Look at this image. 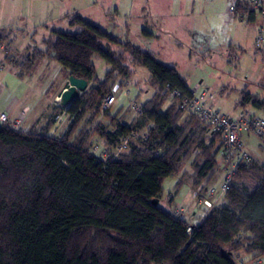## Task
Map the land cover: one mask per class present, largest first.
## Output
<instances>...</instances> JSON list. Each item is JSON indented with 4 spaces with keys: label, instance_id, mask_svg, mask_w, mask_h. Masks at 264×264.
Segmentation results:
<instances>
[{
    "label": "trees",
    "instance_id": "obj_1",
    "mask_svg": "<svg viewBox=\"0 0 264 264\" xmlns=\"http://www.w3.org/2000/svg\"><path fill=\"white\" fill-rule=\"evenodd\" d=\"M243 4L237 3V12L244 10L251 23L253 10ZM69 25L81 31L52 32L41 41L42 49H32L20 70L45 59L60 66L65 76L93 87L65 108L70 123L62 134L49 136L61 105L40 131L13 132L0 125V264H237L241 251L252 259L264 257V165L238 163L224 204L205 209L199 223L177 217L172 198L171 210H163L159 200L164 180L185 175L184 165L196 151L193 161L199 170L191 176L190 188L196 187L204 172L219 163V135L206 146L208 128L197 116L184 113L174 100L162 111L170 99L166 86L192 94L174 68L130 44L120 45L79 16ZM12 34L0 29V43ZM115 45L126 57L111 51ZM94 61L110 67L101 81ZM129 67L148 72L154 94L129 126L117 122L118 113L107 114L112 101L102 115L111 122L107 130L96 122L113 89L123 87ZM249 104L259 108L262 102L243 93L238 106ZM131 126L147 128L140 148L106 161L91 154L94 135L113 149ZM220 167L225 172L223 160Z\"/></svg>",
    "mask_w": 264,
    "mask_h": 264
},
{
    "label": "rangeland",
    "instance_id": "obj_2",
    "mask_svg": "<svg viewBox=\"0 0 264 264\" xmlns=\"http://www.w3.org/2000/svg\"><path fill=\"white\" fill-rule=\"evenodd\" d=\"M16 1L0 0V27L10 24V27L26 30L23 37L26 42L31 38L39 37L44 27H48L45 31L50 34L54 31L78 33L81 28L72 27L69 23L75 16H79L117 38L120 45L129 43L135 49L155 55L158 62L176 69L188 86L201 85V91L207 94L205 100L212 95V106L214 107L215 104V109L220 110L221 113H231L233 105L238 101L245 87L248 92L256 93L258 96L264 94V54L253 47V24L241 22L238 15H230L229 6L232 0H21L18 3ZM10 3L14 5L12 8L9 6ZM158 6L169 7L174 19L171 21L174 24L183 25L185 22V27L189 25L185 35L175 29L176 36L179 37H175L174 41L181 43L182 46L174 47L170 43L171 40L163 33L164 29L159 16L158 19L152 16V8ZM141 9H145L147 13L142 14ZM158 35L161 37H153ZM118 47L112 46L111 50L126 57L127 54ZM182 47L185 49H180ZM94 66L96 76L101 81L107 68L110 67L96 61ZM128 71L129 75L122 79L123 87L117 92L113 91V104L107 114L113 117L117 111L116 107L123 104L122 109L125 108V111L121 117L117 116V122L125 120L124 123L132 125L137 117L130 105L134 102L143 105L154 94V89L146 70L129 67ZM61 76L60 73H56L53 78H50L46 93L49 95L48 100L62 90L64 79ZM133 86L139 88L140 93L132 88ZM90 87L93 85L87 89ZM218 89H225V96L218 95L216 93ZM127 91L131 94L130 96L126 95ZM136 93H139L138 98L135 97ZM57 101L60 103L58 98ZM170 103L171 99L165 103L162 111ZM176 106L178 107L177 103ZM83 122L80 123V127ZM99 122L105 129H112L111 122L106 116L99 117L96 123ZM69 123L67 119L61 130L57 131V135L65 132ZM89 129L93 131V127ZM142 130L146 131L147 128ZM207 137L209 140L206 146L211 144L215 135H207ZM215 144V146H221V140L216 139ZM91 145L99 146L100 150L107 149L97 135L92 137ZM257 145L263 147L257 149ZM130 146L140 148L141 144L136 140ZM251 146H245L244 150L252 156V161H255L257 165H264V142L253 138ZM112 150L108 149L107 154H110ZM130 150L124 154L129 153ZM195 155L196 151L185 163L183 170L185 175L172 176L164 180L162 197L159 200V206L163 210H171L172 207L170 208L168 204L171 198L168 195L174 193L176 189H178L179 197L177 206L188 204L191 209H195L197 204L193 198V190L201 183H205L208 187H216L214 182L218 177L221 161L204 172V179L196 187L189 188L191 176L196 177L199 170V166L195 167L193 161ZM179 178L189 187L185 184L178 185ZM184 215L189 220L190 210H187ZM192 222L197 223L195 220ZM249 258L248 254L241 251L238 254L237 264Z\"/></svg>",
    "mask_w": 264,
    "mask_h": 264
},
{
    "label": "crops",
    "instance_id": "obj_3",
    "mask_svg": "<svg viewBox=\"0 0 264 264\" xmlns=\"http://www.w3.org/2000/svg\"><path fill=\"white\" fill-rule=\"evenodd\" d=\"M240 2L242 5L243 3H248V0H236ZM21 2V0H17L16 3ZM237 2V3H238ZM9 6L12 8L14 5L12 3L9 4ZM16 7L18 6L17 4L15 5ZM241 9V8H240ZM244 10L238 11L236 15L239 16L241 22H247V19L244 15ZM144 12L147 13L145 9H141V13L143 14ZM152 16L154 18L158 19L159 16V21H162L163 29H164V34L167 35V37L172 41L170 43L175 47V45L182 46L181 43L175 42L174 38H178L176 36V30H178L182 35L186 32H188V27L186 25L185 27V22H183V25H176L174 24L171 20L173 19V16L170 13L169 7L167 6H158L157 8H152ZM235 15V16H236ZM254 15V14H253ZM255 22V17H253L252 24L254 26ZM22 23V22H21ZM46 28L44 27V31L39 33V37L36 39L31 38L30 41L26 42L24 37V34L26 30L22 29H16L13 27H10V24H5L0 29H6V30H11L13 31V34L9 41L4 44V46L7 48L9 52V56H4L3 54L0 53V65H4L5 70L0 71V112L1 113H6L8 117L11 120H16V119H22L23 125H22V131L24 132H35V131H40L44 126L46 125L47 121L50 119L53 110L60 105V103L57 101L58 93L54 94V96L48 100V96L46 95L47 90H48V84L50 78H53V76L56 73H60V76L63 77L64 83L67 81L69 76H65L63 69L49 61L40 60L35 63H33L28 69L26 70H20L18 69H13L11 64H10V59H22L23 57L27 55H31L32 49L33 48H38L42 49L41 41L46 38L48 35H50V32H46ZM254 28V27H253ZM176 29V30H175ZM179 33V35H180ZM153 37H158L160 38L161 36H153ZM115 38V37H113ZM175 38V39H176ZM117 39V38H115ZM129 44V43H126ZM112 48V46H111ZM180 49H185V48H180ZM112 51V50H111ZM261 54H264V52H261ZM99 63V61H96ZM167 66V65H166ZM171 67V66H168ZM133 68V67H131ZM135 68H140V67H135ZM172 68V67H171ZM96 69V68H95ZM109 70V68H107ZM143 69V68H140ZM107 70V71H108ZM145 70V69H143ZM176 70V69H175ZM177 71V70H176ZM148 73V72H147ZM179 74V73H178ZM180 75V74H179ZM30 77V78H28ZM182 77V76H181ZM183 78V77H182ZM184 79V78H183ZM61 80V78H60ZM185 80V79H184ZM186 84V80H185ZM187 88L194 93L196 97H202L204 96V101L209 105V107L212 110H217L215 109V104L214 107L212 106L213 103V96L212 100H205L207 97V94L205 91H201V85H196L194 87L188 86L186 84ZM89 87V85H88ZM117 87V86H116ZM134 89H137L138 92L140 91L139 88L132 87ZM61 91V90H60ZM129 91V90H128ZM126 92V95L130 96L131 94ZM140 93V92H139ZM139 93H136V98L139 97ZM216 93L220 96H225L226 90L225 89H218ZM243 93L249 94L253 97L258 98L262 104L259 108H254L250 104L246 106V108H241L238 106V103L242 99ZM44 100V102H43ZM139 100V99H138ZM233 109L230 114L223 113L224 115L230 117V118H236L238 115V112L242 109H245L249 111L252 115H255L257 117L264 118V94L262 96H258L256 93L253 94L251 92H248L247 88L245 87L243 89V92L240 93L238 101L233 105ZM123 104L119 105V107H116V113L118 111V117H121L123 112L125 111V108L122 109ZM251 108V110H250ZM111 109V108H110ZM113 110V109H112ZM221 112L220 110H217ZM115 113V114H116ZM260 114L262 116H260ZM117 117V119H118ZM125 121V120H123ZM119 122L121 125L124 126H129L125 122ZM131 125V124H130ZM53 129V128H52ZM51 129V131H52ZM49 132V134L51 133ZM57 135V132L54 133L52 136ZM252 140L253 137H245L244 142L246 147H252ZM262 145H257L256 148H262ZM256 149V150H257ZM220 155V154H219ZM219 164H222V157L221 155L219 156ZM223 171L222 168L220 167V170L218 172V177H216V180L214 182V186H218L220 182L222 181L223 178ZM222 176V177H221ZM185 184L187 183L180 181L178 185ZM188 186V185H187ZM189 187V186H188ZM190 188V187H189ZM191 189V188H190ZM172 194V208L173 210L179 209L181 207H186L188 210H190L191 217L189 219L191 221L195 220L196 222L199 223L203 219V215L205 214L204 209L198 206H195V209H191L190 205H184V204H178V189L175 190L174 193ZM169 194V195H171ZM168 195V196H169ZM161 192H160V198H161ZM249 260L241 262L240 264H264V257L259 258V259H252V257L249 255Z\"/></svg>",
    "mask_w": 264,
    "mask_h": 264
},
{
    "label": "built area",
    "instance_id": "obj_4",
    "mask_svg": "<svg viewBox=\"0 0 264 264\" xmlns=\"http://www.w3.org/2000/svg\"><path fill=\"white\" fill-rule=\"evenodd\" d=\"M248 4L255 17L253 47L259 52H264V0H249ZM236 6L237 1L232 0L229 6L231 16L236 15ZM0 53L9 56L7 48L2 43H0ZM29 58L30 55L16 61L10 59V64L13 69H18L25 63V59ZM3 70H5L4 65H0V71ZM116 90L117 87L113 89V91ZM164 91L168 93L171 100L176 101L178 108L184 113H192L198 117L200 122L208 128L207 135H219L220 137L221 157L226 166L222 181L217 187H208L205 183H201L193 190V198L198 207L207 210L214 209L217 205L224 204L223 197L231 184L236 165L238 163L249 164L253 160L252 156L244 150L245 137L251 136L264 142V118L252 115L245 109L240 110L236 118H230L217 110H212L204 101V96L196 97L193 92L191 96H184L178 91L170 90L168 86L165 87ZM209 100H212V96H209ZM112 101L113 97L106 100L102 106L100 117ZM130 108L136 117H139L143 112V106L138 102L132 103ZM67 119H69V114L66 109L54 116V126L49 136L60 131ZM0 125L10 131L19 132L22 131L23 121L22 119L11 120L6 113L0 112ZM147 138L146 131L131 126L129 133L122 137L110 154H107L108 149L100 150L97 145H91L90 152L102 161L116 159L130 150L133 141L146 142ZM169 197L172 198V195ZM187 210L186 207H181L174 210V214L180 217ZM190 231L188 228L187 233L189 234Z\"/></svg>",
    "mask_w": 264,
    "mask_h": 264
},
{
    "label": "water",
    "instance_id": "obj_5",
    "mask_svg": "<svg viewBox=\"0 0 264 264\" xmlns=\"http://www.w3.org/2000/svg\"><path fill=\"white\" fill-rule=\"evenodd\" d=\"M87 87L88 84L86 81L69 76L57 97L60 100L61 107L64 109L67 108L73 99L87 90ZM153 203L156 205V202Z\"/></svg>",
    "mask_w": 264,
    "mask_h": 264
}]
</instances>
